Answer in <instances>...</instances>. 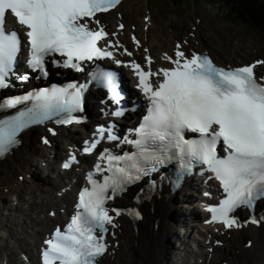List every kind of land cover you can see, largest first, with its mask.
<instances>
[{
  "label": "snow or ice",
  "instance_id": "6c2138e0",
  "mask_svg": "<svg viewBox=\"0 0 264 264\" xmlns=\"http://www.w3.org/2000/svg\"><path fill=\"white\" fill-rule=\"evenodd\" d=\"M119 4L121 0H0V89L11 87L21 47L18 32L5 28L7 15L24 29L29 69L47 77L49 63L82 71L83 61L112 59L118 66L123 64L115 49H122L121 55H132L118 41L108 39L110 34L98 16ZM132 39L139 46L136 37ZM181 47L176 46L175 58L165 54L174 65L170 68L153 71L150 57H146L147 70L135 61L125 65L132 68L137 87L148 101L146 114L123 137L114 125L99 126L97 138L85 141L82 151L93 153L105 139L117 142L118 148L131 145L134 151L117 154L105 148L100 152L94 171L87 175L90 187L80 190L70 222L63 229L57 226L44 241L42 264H98L97 258L107 251L109 226L116 227V218L125 212L139 217L133 209L110 208L109 201L157 171V166L172 161H177L183 172L201 163L214 173L224 195L217 205L206 207L208 223H220L228 229L240 227L236 210L252 209L264 199V75L255 71L264 66V60L225 68L207 55L193 52L187 56ZM57 56L63 60L55 59ZM153 77L161 79L154 84ZM93 78L110 90L111 99H122L115 73L96 71ZM84 91L83 85L70 83L0 102V111L31 104L0 118V157L16 147L20 134L34 124L54 118L56 124L72 123V114L84 110ZM49 132L56 135L53 129ZM188 133L195 136L189 138ZM43 143L49 140L44 138ZM220 145L223 156L218 153ZM75 163L78 160L72 153L62 167L68 169ZM97 174L102 180L95 178Z\"/></svg>",
  "mask_w": 264,
  "mask_h": 264
},
{
  "label": "bare ground",
  "instance_id": "6f19581e",
  "mask_svg": "<svg viewBox=\"0 0 264 264\" xmlns=\"http://www.w3.org/2000/svg\"><path fill=\"white\" fill-rule=\"evenodd\" d=\"M124 2H126V0ZM124 2H122L119 5L118 7L119 10H120V7L124 4ZM153 25L154 24L152 23V26ZM198 29L200 30V25L198 26L197 31ZM140 32L143 33L142 30H140ZM188 38H194V42H193L194 44H198L199 47H203L202 48L203 50L206 49L210 51L211 53H213L218 61V64L231 63L233 65H237V62H238L237 58L247 57L249 55L247 53V50L241 45H240L241 49H238V48L228 49L222 41L218 43L217 41H215L216 39L209 38L208 36L205 37L202 34H192ZM159 42H160L159 43L160 45L158 46H154L153 44H151V41L148 42V45L152 48L155 55H158L160 52L170 49L172 45L171 43H169V45L167 46L162 45L161 44L163 43L162 39H160ZM260 71L264 73V67L260 68ZM88 98H89V101H88L89 109L95 110L94 105L91 102L92 100L90 98V94ZM37 130L38 129L29 130L28 132L24 133L22 136L23 144L19 148H17V150H15L11 156H8L2 161H0V177L5 174L10 175V172L14 168H20L21 163L24 162L25 164V161L27 160L28 156L36 155L42 158L46 156L40 147L38 148L37 146L32 144L33 133L34 131H37ZM64 134L66 136L68 135L70 136L69 137L71 139L70 143H72L77 136L75 132L66 131V130L62 131L61 136H64ZM55 141H57V143L55 144V147L57 149L59 148V155H60L61 154L60 150H63V146L62 145L60 146L58 144V140L55 139ZM26 170L27 169H23L24 172H27ZM71 174H72L71 178H76L77 174L75 172H72ZM63 181L64 179H61V183H63ZM46 182H49V181L46 180ZM1 183H3V181H0V184ZM61 189L59 191H61ZM38 191H43L42 187L36 186L32 188L31 190V194L33 195L32 198H34L35 195H37L36 193ZM179 192H177L176 194L172 196H162L160 199L155 198L151 205H146L145 208L142 209L141 217L137 222V225H138L137 231H134L133 226L130 221L128 220L122 221L123 224L121 226V229H123V231L122 233L119 234V241L123 243L125 242L127 245L126 247L129 248V252L125 254L126 255V259L124 262L125 264H165L166 262L167 264H175V262L173 261L171 252L178 253L180 252V248L177 246L176 247L172 246V244H173V240H176L178 242L181 240V235H179L176 232V230L178 229L177 227L184 228V226L186 225V221H188L189 217L193 215H197L196 218H198L201 215V212L198 210L196 211V209L192 210L190 214L188 213L182 214L180 212H176V209L174 208L175 201H179L182 198L185 199V198L194 197V196H188L187 194L183 196L182 193L184 192L183 191L181 193ZM70 196H71V193H67L61 199L62 204H59L60 202L58 203V198L56 196L49 195L48 199H50V202L52 203V207H56L58 210L60 206H62L63 204L67 203L70 200ZM142 204L143 203H141V205ZM36 205H37L36 202L31 203L29 205V208L34 207ZM151 207L153 208V211L150 210ZM50 210H52V208L48 210V213L50 212ZM23 212L24 213H21V215H28V214H25L26 212L24 210ZM46 219H47L46 229H43L42 232H39V234L42 233V235L39 236L41 240L45 236V234L49 232V229L53 228L54 225L58 223L57 219H52L50 217H47ZM156 220H158L157 222V224L159 225L158 229L154 228V222ZM12 222H15L13 226H18L19 228L22 227V229L24 230V232H26V234H28L27 233L28 231L24 229L23 225H26L29 227V224H30L36 236V234L38 235V233H36L37 231H35L36 229H34L35 227L34 223H41L42 221L40 222L38 220L36 221L32 218V216L31 217L29 216V218L24 220L23 223L21 222V220L19 219L16 220L15 218L11 217V221L8 223L10 224ZM129 228H130V231H128ZM190 229L192 233L194 232L200 233V231L196 229V226L194 225L190 226ZM0 232L8 234L10 238H13V236L15 235V230L13 229V227L9 229L8 226H6L2 221L0 222ZM17 234H18V239L23 238L19 234V231H17ZM201 236L202 235H199V238ZM245 238H249L253 240V245L251 246L250 249H245L242 246L243 243L241 242V240ZM31 240L36 241V238L31 237ZM41 240H40V243H41ZM24 242H25L24 240L20 241V243H24ZM182 243L184 244L185 242L183 241ZM196 244H198V249H199L200 254L197 253L193 256V253L192 252L190 253L191 264H197L200 258H203L204 263H206L207 257L204 252L203 244L202 243L201 244L196 243ZM228 244L231 246L230 250H219L217 248V252L215 255L217 256L218 259L228 260L229 264H264V223L260 225L258 228L249 227L246 230L243 229L239 233H233L232 238L228 240ZM18 246L21 249L22 253H26L22 250L24 246H21L20 244H18ZM8 249L11 250L10 253L6 251ZM126 249L127 248H123L122 250L115 249V251L111 254L110 258L107 259V261H103L102 264H117L116 262H113V263L111 262V257L117 258L118 254L121 252L122 253L126 252ZM2 251H4V257L2 256L1 262H3L4 260H7L9 261V263L12 264L13 259L11 258V255H13L14 251L6 243L4 236L0 234V252ZM28 251L30 252L31 257H33L32 251L30 249ZM237 251L239 252L237 253ZM14 262H16V264L19 263L18 261H14Z\"/></svg>",
  "mask_w": 264,
  "mask_h": 264
},
{
  "label": "rangeland",
  "instance_id": "374dc122",
  "mask_svg": "<svg viewBox=\"0 0 264 264\" xmlns=\"http://www.w3.org/2000/svg\"><path fill=\"white\" fill-rule=\"evenodd\" d=\"M143 1L144 0H137V1L136 0H128L124 5H122V11L126 15V18H127L128 21H131L132 18H134L136 16V14H134L133 10L136 13L137 9H140V10L142 9V11H144L145 9H150V4H152L153 2H155V4L157 6H159V7L160 6L172 7L170 0H145L144 1L145 2V6H143V8H142L139 5H142ZM180 2L183 4L184 1L180 0ZM185 5H186L185 6L186 9L192 7L194 9V12H193V9H192L191 13L187 14L188 12L186 11V9H184L183 10L184 11V16L180 20H177L176 18L173 19V16H171V15L170 16H166V17L164 16L165 19H168L167 24H169V20L170 21L176 20V22L178 21V23L181 26L182 30H188V27H187L186 24L189 21V17L194 19L197 16L196 13L198 12V9H199V13L201 14V18H200L201 19V23L199 24L200 25V30H198L196 33H193V34H202L205 37H207L209 35H212L214 38H218L219 39L218 43L221 42V41L222 42L226 41V39L228 38L229 40H227L226 42H223L228 49H237L236 46H235V48H229L228 47V45L231 46V45H233L236 42H239V43L247 42L248 43V47H245L244 45H241V46H243L246 50L248 49V51H249V53L251 55L264 57V33L257 32L255 30H253L251 27H250V29H242V27H239V26L233 24L232 23L233 19H232V17L230 18V16H229L231 14V12H230L231 11L230 4L227 1L224 2L223 0H191V1L186 2ZM197 7H198V9H197ZM180 9H182V8H180ZM180 9H178V10H180ZM160 17H161V19H164L162 14L160 15ZM234 22L236 23L238 21L234 20ZM237 24H239V22ZM203 27H204V30L202 32ZM172 28H175V25H172ZM154 31H156V29H154ZM227 32L229 33V35H228ZM161 33L164 34V30H162ZM231 42H233V44H231ZM36 138H37V136H36ZM33 143H34L35 146H37L36 145L37 144V140H33ZM62 151L63 150H60V152H62ZM53 153L54 152H52V153L48 152V154L46 155V158L41 160L40 163H34L33 170L29 169L30 166H31V163H30L31 161H28L26 164H23V163L21 164V168L27 169L30 172L28 174H30V175L33 174L32 178H30V179H28L26 177L28 174L24 173L23 169H21V168H15L10 175L9 174H5V175H2L0 177V181H3V183L0 184V218L3 221H6L10 214L13 215V216L10 215L9 216L10 218L11 217H13V218L20 217L22 223L24 222V220L29 218V216L31 214H28L29 212L26 210L28 208V204H27L26 201L29 200L32 195L30 194L29 191H27V192L23 193V195L21 197V195H20V193L18 191L23 190V187L25 185L30 186L31 183L38 184V185L42 186L44 190H48L50 188L48 185H45L43 183V182L48 183V184L51 183L48 178L43 179V181L35 180L34 173L36 172V173H38L40 175L42 174L41 168L43 166L42 165L43 162H47V161L50 160L51 163H55V160H53V158H52V154ZM30 157L32 159H35L38 156H30ZM31 158L28 157V159H31ZM46 171H49V172L53 171L51 169V164L48 165V168L46 169ZM18 174H20L23 177L22 181L18 180V178H17ZM66 176H68V175L64 174L62 177L63 178H67ZM46 180H48L49 182H46ZM52 182H54L55 184H59L58 180H52ZM38 185H36V186H38ZM36 186H34V187H36ZM13 189H16L17 192H13L12 193L11 191ZM6 190H8V192ZM38 195H40L41 197L40 198L36 197L35 200L40 203V207H38V209H37V213L38 214L35 213V215H33V217H36L37 215H39V216L42 215L43 217H46L47 208H44L43 204H42L43 197L45 195H41L40 192L37 193V196ZM14 201H16V202L18 201V204L16 202H14ZM7 202H9L7 206L3 205V203H7ZM44 202H45V204H47L48 201L44 200ZM184 204H185V207L189 206L188 203H181L180 205H182V206L179 207L180 210H183V205ZM17 206H19L20 208L25 209L24 210L26 212L25 214H28V215H21V212L19 213V211H11L10 210V207H14V209H15ZM40 210L42 212H40ZM29 211H30V209H29ZM187 213L188 212H183L182 214H187ZM42 226L43 225H37L34 229H36V231L40 232V231H42L44 229ZM23 227H26V226L23 225ZM177 228L178 229L176 230V232L179 235H181V237H182L181 240L182 241L180 240L178 242L176 240H173L172 246L179 247L180 248V252H178V253L171 252V255L173 257V261L175 262V264H189L188 261L190 259L189 257H190V253H191V250H192L191 245L194 246V244H193V242H189V239H188L187 236L183 237L184 234L186 233L184 228H180V227H177ZM26 229L29 232H31L33 228L31 229L29 227V228H26ZM196 229H198V228L196 227ZM17 230L19 232H23L21 227L20 228L17 227ZM188 230L190 231V229H187V231ZM23 237H26L27 240H28L29 235L24 233ZM39 239H40V237H39ZM196 239H197V236H196ZM33 241L34 240H32V242ZM183 241L185 242L184 244L182 243ZM7 244L8 245H13V244H15V241L9 238ZM123 244H124L123 242L120 243L119 249L120 248L122 249V247L125 248L127 246L126 243L124 245ZM10 248L13 249V247H10ZM29 248H32V246H29ZM126 248H127L126 252H124V253L121 252L120 254H118L119 257L118 256H117V258L115 257L114 260L112 258V260L116 261L117 264H125L124 263L125 259H126V255L125 254L129 252V248L128 247H126ZM172 249H173V247H172ZM13 251H14V249H13ZM19 251L20 250L17 249L16 255H15L17 260H19L18 259V252ZM12 264H16V262L12 261ZM165 264H167V262Z\"/></svg>",
  "mask_w": 264,
  "mask_h": 264
},
{
  "label": "trees",
  "instance_id": "16d2710c",
  "mask_svg": "<svg viewBox=\"0 0 264 264\" xmlns=\"http://www.w3.org/2000/svg\"><path fill=\"white\" fill-rule=\"evenodd\" d=\"M179 1L180 0H176ZM232 17L246 27L264 33V0H226Z\"/></svg>",
  "mask_w": 264,
  "mask_h": 264
}]
</instances>
